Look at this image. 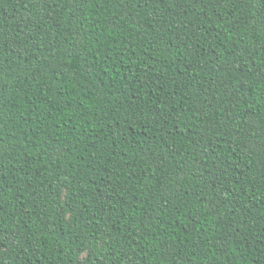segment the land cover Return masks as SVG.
<instances>
[{"label":"trees","instance_id":"trees-1","mask_svg":"<svg viewBox=\"0 0 264 264\" xmlns=\"http://www.w3.org/2000/svg\"><path fill=\"white\" fill-rule=\"evenodd\" d=\"M0 264H264V0H0Z\"/></svg>","mask_w":264,"mask_h":264}]
</instances>
